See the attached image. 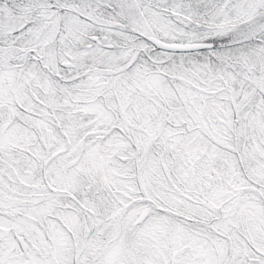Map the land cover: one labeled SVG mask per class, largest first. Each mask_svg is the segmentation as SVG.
<instances>
[{"label": "snow or ice", "instance_id": "6c2138e0", "mask_svg": "<svg viewBox=\"0 0 264 264\" xmlns=\"http://www.w3.org/2000/svg\"><path fill=\"white\" fill-rule=\"evenodd\" d=\"M0 264H264V0H0Z\"/></svg>", "mask_w": 264, "mask_h": 264}]
</instances>
